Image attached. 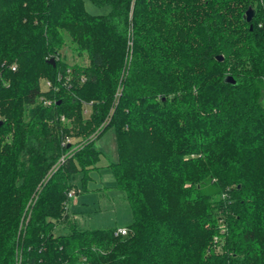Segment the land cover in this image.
<instances>
[{"label": "trees", "instance_id": "16d2710c", "mask_svg": "<svg viewBox=\"0 0 264 264\" xmlns=\"http://www.w3.org/2000/svg\"><path fill=\"white\" fill-rule=\"evenodd\" d=\"M90 1L0 0V264H264V0ZM110 128L126 236L69 214Z\"/></svg>", "mask_w": 264, "mask_h": 264}, {"label": "rangeland", "instance_id": "374dc122", "mask_svg": "<svg viewBox=\"0 0 264 264\" xmlns=\"http://www.w3.org/2000/svg\"><path fill=\"white\" fill-rule=\"evenodd\" d=\"M87 12L93 15H107L109 5L96 6L90 0H84ZM133 38V30L128 32ZM61 53L69 64L84 62L64 44ZM86 62V61H85ZM89 113H87L88 116ZM100 152L97 169L74 175V190L78 193L69 203V214L74 218L80 230L114 229L127 227L133 222V212L123 191L117 187L110 165L118 159L115 132L112 128L105 131L95 142Z\"/></svg>", "mask_w": 264, "mask_h": 264}, {"label": "built area", "instance_id": "2783aa9c", "mask_svg": "<svg viewBox=\"0 0 264 264\" xmlns=\"http://www.w3.org/2000/svg\"><path fill=\"white\" fill-rule=\"evenodd\" d=\"M46 86H47V87L51 86V83L47 81V82H46ZM62 161H63V159H62ZM74 196H75V193H74V192H70V193L68 194L69 199H72ZM66 205H67V204H66ZM128 233H129L128 228H126V227H119V228L116 230L115 235H116V236H126V235H128Z\"/></svg>", "mask_w": 264, "mask_h": 264}, {"label": "water", "instance_id": "95a60500", "mask_svg": "<svg viewBox=\"0 0 264 264\" xmlns=\"http://www.w3.org/2000/svg\"><path fill=\"white\" fill-rule=\"evenodd\" d=\"M253 15H254V12H253V10L250 8V9H248V11L246 12V20L248 21V22H251V20H252V18H253ZM223 56H218L217 57V60H219V61H223ZM52 64H53V66H55V60L54 59H51V61H50ZM226 82H229V83H234L233 81H232V79L231 78H227L226 79Z\"/></svg>", "mask_w": 264, "mask_h": 264}]
</instances>
